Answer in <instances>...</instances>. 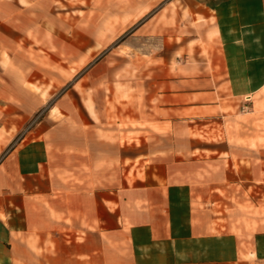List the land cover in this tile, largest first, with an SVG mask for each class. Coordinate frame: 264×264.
I'll list each match as a JSON object with an SVG mask.
<instances>
[{"label":"crops","instance_id":"crops-1","mask_svg":"<svg viewBox=\"0 0 264 264\" xmlns=\"http://www.w3.org/2000/svg\"><path fill=\"white\" fill-rule=\"evenodd\" d=\"M160 2L0 0V264H264V100L226 127L232 101L264 95V0L185 1L219 55L176 69L152 106L137 94L123 125L135 135L74 116L13 131L48 105L47 66L71 80L98 48L143 31L134 20H154ZM198 120L220 134L193 135Z\"/></svg>","mask_w":264,"mask_h":264},{"label":"rangeland","instance_id":"rangeland-1","mask_svg":"<svg viewBox=\"0 0 264 264\" xmlns=\"http://www.w3.org/2000/svg\"><path fill=\"white\" fill-rule=\"evenodd\" d=\"M169 1L161 0L159 4H155L156 13H159V9L161 12L154 20L148 19L152 17L147 15L134 20L136 22L134 25H144L143 31H133L113 46L98 48L86 61L83 62L82 59L79 69L73 71L75 76L71 80L63 79L60 70H52L51 67L54 65L47 66L48 78H44L43 81L47 84L45 90L48 91V105L44 111L33 113L27 121L21 123L20 127L13 129L16 137L19 139L26 135L31 126L45 116L52 122L66 119V116H74L76 119L88 120L92 125L96 121L98 130L112 132L113 135H119L121 132L127 133L129 137L135 135V128L132 126L135 116L131 110L127 111L126 107L137 99V94H140V102L145 107L152 106L154 97H157L154 96L155 93L166 92L169 81L175 78L176 69L183 65L201 66V64L186 63L212 54L219 55L216 49L219 45L216 41H211L212 51V47H209L206 38L207 28L192 22L186 17V12H183L185 1L188 0L176 1V8L179 11L176 21H170L167 12ZM233 1L238 7L245 2V0ZM173 7L175 8L174 4ZM180 13L182 15H179ZM62 66L70 69L73 67L71 64L70 66L61 64L60 67ZM260 99L264 100V95L254 97L252 100L246 97L242 101H232L236 108L235 112H230L231 116L227 117L226 127H232L236 121L235 117H244L243 115L248 114L253 109L252 104ZM60 102L67 104L74 111L67 113L58 110L56 105ZM53 106L54 110L48 111ZM89 107L93 109L94 116L89 112ZM145 111L148 113L149 110L145 108ZM262 114L264 113L257 115ZM127 121L132 124L128 127L123 126ZM213 122L211 127L205 120L195 121L193 124L196 125V130L193 131V135L212 137L220 134V127L215 124L217 120ZM257 125L261 127L260 130H264L262 128L264 123ZM130 153H132L131 148ZM133 178L134 175L130 172V181ZM250 193L253 194V191ZM256 196L264 197V192H258ZM224 198L225 206L220 207V210L222 208L225 210V218L219 227L221 231L228 230L227 223L232 210L231 196L226 193ZM217 215L215 214L214 217Z\"/></svg>","mask_w":264,"mask_h":264}]
</instances>
